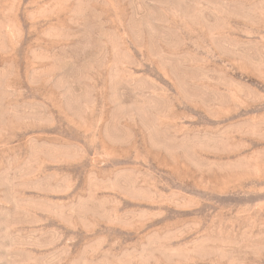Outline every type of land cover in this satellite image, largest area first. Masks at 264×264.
<instances>
[{"label":"rangeland","instance_id":"obj_1","mask_svg":"<svg viewBox=\"0 0 264 264\" xmlns=\"http://www.w3.org/2000/svg\"><path fill=\"white\" fill-rule=\"evenodd\" d=\"M0 264H264V0H0Z\"/></svg>","mask_w":264,"mask_h":264}]
</instances>
